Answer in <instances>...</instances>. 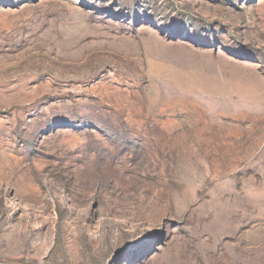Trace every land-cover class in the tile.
I'll return each instance as SVG.
<instances>
[{
	"label": "rangeland",
	"instance_id": "374dc122",
	"mask_svg": "<svg viewBox=\"0 0 264 264\" xmlns=\"http://www.w3.org/2000/svg\"><path fill=\"white\" fill-rule=\"evenodd\" d=\"M0 264H264V0H0Z\"/></svg>",
	"mask_w": 264,
	"mask_h": 264
}]
</instances>
